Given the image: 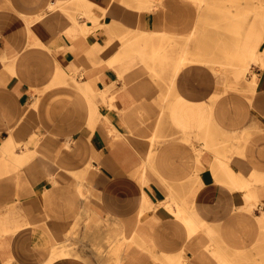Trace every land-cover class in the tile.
I'll return each mask as SVG.
<instances>
[{
	"label": "crops",
	"instance_id": "crops-1",
	"mask_svg": "<svg viewBox=\"0 0 264 264\" xmlns=\"http://www.w3.org/2000/svg\"><path fill=\"white\" fill-rule=\"evenodd\" d=\"M62 1L74 17L56 12L57 0H0V264H214L209 251L233 264L228 244L236 252L264 244V37L247 90L202 98L198 111L190 90L173 105L183 127L202 129L215 115L220 130L249 134L230 145L234 163L206 150L197 157L176 136L156 151V177L147 172V140L129 133L169 114L155 106L164 88H147L112 63L113 46L132 31L191 33L195 1ZM19 145L28 159H14ZM226 177L246 189L230 190Z\"/></svg>",
	"mask_w": 264,
	"mask_h": 264
},
{
	"label": "rangeland",
	"instance_id": "rangeland-1",
	"mask_svg": "<svg viewBox=\"0 0 264 264\" xmlns=\"http://www.w3.org/2000/svg\"><path fill=\"white\" fill-rule=\"evenodd\" d=\"M194 1L196 8L199 10V15L197 16L195 29L191 33L169 39L161 35L144 36L132 31V35L118 37L116 44L113 46L114 59L112 63L123 65V70L130 72L133 79L142 85L144 84L147 88L158 89L161 86L164 88V97L155 106L160 109V113L169 114L157 115L153 120L129 133L132 142L147 140L151 152V161L147 165V172L148 175L156 173V177H158L157 168L159 166V159H154L156 151L171 137L176 138L178 136L185 143L192 144L197 157L203 150H206L216 157L219 154L220 158H224L229 163H234L235 160L227 159L226 156L229 158L236 151L230 145H234L235 140L240 144L242 140L249 138V134L246 133L239 134L236 137L234 133L220 130L219 117L215 115H206V117H210V121H207L202 129H196L193 125L183 127L173 119L172 111L174 110V102L178 99L184 100L183 94L190 92V90L197 93L193 96L194 99H186H192L190 100L192 102L190 107L198 111L200 107L198 104L202 103L204 99L213 103L220 93L240 91L243 88L247 90V87L254 83V80L250 82L249 79L252 74L250 66L253 61L251 59L239 60L235 56V50L241 45H238L237 42H242L244 37L247 36L251 25L256 27L255 42L260 38L263 39L264 0ZM62 2V0H57L53 9H61L63 13L74 17L75 12H69L64 7L62 8ZM80 15L86 16L82 13ZM235 23L238 24V29ZM185 49V59L179 60V67L175 69L178 58L180 59V55ZM217 65H222L218 71L215 69ZM174 69L176 70L175 74ZM70 80L73 83L75 82L72 78ZM148 81L150 84L145 85ZM202 98L204 99L202 100ZM205 110L208 112L209 106ZM211 110L213 112V109ZM157 117L158 121L156 123ZM205 132L214 135L215 143L211 142L212 145H210L208 137L206 140L203 139ZM152 133H154L153 137ZM144 136L148 137L144 138ZM198 145L201 147L197 148ZM237 150L240 155L241 148ZM197 157L194 171L196 185L198 182L204 181L202 179V166L199 163L200 159ZM218 162L216 158L214 167L217 168V172L216 177H213L216 182H218ZM238 165L242 166L241 164ZM247 174L252 177L249 172ZM223 175L226 176L224 173ZM227 187L230 190L239 192L246 189L233 186L228 179ZM245 197L243 198L245 199ZM248 203L250 204V210H253L255 206L251 204V201ZM89 224L90 222L86 226L90 227ZM209 237L212 241L210 245L215 244L218 247V243L214 242L217 240V236L211 232ZM115 240H119V237L117 236ZM210 245H205L206 251H209ZM110 246L114 247V255L117 256L118 247L116 243H111ZM69 247L74 250L75 244L73 243ZM209 252L213 263L218 264L220 261L219 254ZM237 252L233 245L228 244L226 246L227 261L233 264H264V244L248 250L239 249Z\"/></svg>",
	"mask_w": 264,
	"mask_h": 264
},
{
	"label": "bare ground",
	"instance_id": "bare-ground-1",
	"mask_svg": "<svg viewBox=\"0 0 264 264\" xmlns=\"http://www.w3.org/2000/svg\"><path fill=\"white\" fill-rule=\"evenodd\" d=\"M234 16H236V14H234ZM235 24H236V27L238 29V24L237 23H235ZM263 28H264V25H263ZM255 34H256V27H255V25L254 26L251 25L250 30L247 33V36L244 37V39L242 40V42H240V43L237 42L238 45L241 44L240 47H238L237 45H235L236 47H238L237 50H235L236 51L235 52V56L238 57L239 60L246 61L247 59H251L253 61V63L256 61V46L258 44H260L263 41V39L260 38L259 40H257L255 42ZM185 51H186V49L183 51L182 55H180V59L179 60L185 59V57H184L185 56V54H184ZM220 68H221L220 65H217L215 67V69L217 71L220 70ZM14 145H16V144H14ZM35 145L36 146H39L38 144H35ZM18 148H19L18 149V153L15 152V150H14V159H18V160L28 159V157H27L28 156V152H29L28 151V148L27 147H21L20 148V145H19ZM40 150L43 151V149H42L41 146H40Z\"/></svg>",
	"mask_w": 264,
	"mask_h": 264
}]
</instances>
